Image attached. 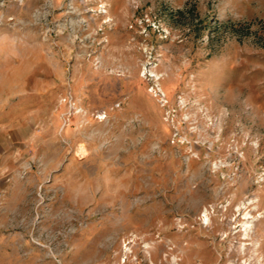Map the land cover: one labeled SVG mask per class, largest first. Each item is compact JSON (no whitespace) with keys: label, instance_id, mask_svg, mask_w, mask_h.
I'll return each instance as SVG.
<instances>
[{"label":"rangeland","instance_id":"1","mask_svg":"<svg viewBox=\"0 0 264 264\" xmlns=\"http://www.w3.org/2000/svg\"><path fill=\"white\" fill-rule=\"evenodd\" d=\"M0 264H264V0H0Z\"/></svg>","mask_w":264,"mask_h":264}]
</instances>
